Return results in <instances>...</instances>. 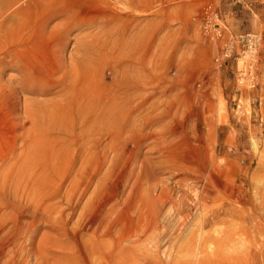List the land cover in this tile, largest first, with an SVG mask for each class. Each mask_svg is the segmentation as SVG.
Listing matches in <instances>:
<instances>
[{"label":"rangeland","instance_id":"1","mask_svg":"<svg viewBox=\"0 0 264 264\" xmlns=\"http://www.w3.org/2000/svg\"><path fill=\"white\" fill-rule=\"evenodd\" d=\"M21 1L30 3L27 32L12 31L9 28L11 21L0 25V55L13 50V54L5 56V64L0 66L3 92L0 123L6 120L11 126L10 130H0V165L3 164L0 168V194L3 191L13 194L8 183L11 177L3 182V174L7 166L13 164V160L9 162L12 151L17 155L21 153L20 145L12 147L15 140L13 126L15 123L25 128L29 126L27 121L23 123L25 99L37 110L38 114L33 116L38 118L40 128L50 127L49 134L57 140L76 137V142L70 147L64 162V166H71L66 171L68 175L60 179L58 171L52 169L53 163L47 159L50 151L43 149H35L31 159L18 165L19 173L12 167L13 178L20 179L22 183L27 181L28 187L33 178L35 181L34 203L21 198L19 209L26 216L33 209L38 212L39 207L47 204L69 211L64 193L91 144L86 131L82 130V123L94 115L86 96L90 97V91L95 93L98 90L105 94L108 85L118 76L117 72L126 69L127 60H133V63L129 62L130 67L138 69L144 58L150 81L145 93H151V100L158 102L156 108L150 109L151 121L145 131L159 132L163 129L165 138L162 140L167 148L173 149L172 154L167 152L165 145L162 151L150 150L156 143L147 139L142 141L139 149L142 151L137 155L138 160L146 158L157 168L156 173L146 168L145 177H148V172L155 173L154 178L159 177L165 185L164 196L167 198L158 221L160 233L162 230L164 264L198 263L204 252L197 253V246L209 245L207 252H211L210 244L216 237L223 243L217 248L212 246L219 257L213 264H264V229L259 230V222L264 225V0ZM107 4L108 8L105 7ZM97 12H103L107 17L98 19L99 15H96L93 23L79 27L80 17H91ZM67 14L69 20L65 21ZM208 19L210 27L206 24ZM100 23L115 27L116 32L110 35L100 32L99 37H95ZM214 24L220 26L219 36L215 35ZM246 33L259 34L260 43L254 58L253 83L238 84V71L243 65L239 59L244 44L241 36ZM119 36L118 43L116 39ZM76 39L88 43L92 40L93 47H89L85 55L91 61L85 65L84 73L80 74L77 85L67 97L69 103L58 104L61 95L58 86L37 93L22 90L16 84L27 67L34 76H39L55 69L57 62H69V56L75 51ZM228 45L231 53L225 56L223 51ZM89 52L93 53L89 55ZM58 73L54 72V77ZM54 77L50 82H54ZM80 88L83 89L81 103L78 101L79 97L82 99L78 93ZM46 107L50 112L45 111ZM135 114L142 120L140 114ZM140 119L138 123H142ZM107 142L106 137L101 139L100 147L105 157L100 172L93 177L78 201L77 193L68 206L73 209V216L67 223L69 227L77 222L84 206L78 225L81 222L87 224L88 217L95 213L91 210L96 203L105 212L114 202L117 209L121 207L126 214L133 211L126 208L128 202L123 203L129 191L126 182L115 176L117 168L114 162L124 156L123 146L110 148ZM131 149L128 146L126 152ZM169 155L171 157L166 158ZM159 162H163L166 169H159ZM177 175L183 176L185 181ZM100 177L104 184L101 197L96 191ZM207 181L210 185L206 184ZM142 185L149 192V183L143 182ZM215 185L222 188L218 191L213 188ZM206 188L210 196L206 195ZM56 192L58 195L55 197ZM203 194L206 195L205 207L195 203ZM222 206L233 211L224 215L220 212ZM185 208L188 209L184 211ZM130 212L128 215L134 219L135 211L134 214ZM35 225V243L43 231L54 232L56 228L45 226L38 218ZM100 230L103 232L105 228ZM118 231L114 229L112 232L115 239L121 235ZM154 234V239L148 237L144 244L137 242L135 248L130 240L118 243L116 248L121 254L117 256V264H142L146 253L155 247V237L158 240ZM134 255L137 257L133 258Z\"/></svg>","mask_w":264,"mask_h":264},{"label":"bare ground","instance_id":"2","mask_svg":"<svg viewBox=\"0 0 264 264\" xmlns=\"http://www.w3.org/2000/svg\"><path fill=\"white\" fill-rule=\"evenodd\" d=\"M29 5V1L0 0V25L11 21L9 28L12 31L15 33L17 31L22 33L27 32V14L29 13ZM105 7L108 8L109 4H107ZM96 15H99L98 19L101 17H107V15L103 12L94 13L91 15V17L83 15L78 20L79 27L85 23H93V17H96ZM68 20L69 15L67 14L65 16V21ZM100 25L101 27L99 32L94 34V36L97 38L99 37L100 32H104L105 34H112L113 32H116L115 27L109 28L106 25L103 26L101 23ZM66 34L67 33L65 32V35H63L64 40L66 38ZM119 38L121 37H117V42ZM89 44L91 45L89 46ZM74 47L75 51H71L72 53L69 56V62H57V67L55 69L45 71L44 74H40L39 76H34L31 70H28L30 68L27 67V70L23 71V76H21L20 80L16 81V84L20 86L22 90L28 89L29 92L35 91L37 93H44L48 89L58 86V92L61 93L58 104L62 102L69 103L67 100L68 95L77 85L80 74L84 73L83 69H85V65L91 61L86 59L85 55L89 51V47H93V41L91 40L88 43L84 42L82 39H76ZM8 53L13 54V50L11 52L4 51L0 55V66L5 64V56L8 55ZM90 53L93 52H89V55ZM129 62L133 63V60H127L125 64L126 69H122L117 72L118 76L115 77L116 79L108 85V91L103 94L104 97H102V91L100 90L95 93L90 91L89 93L91 96H86L87 99H89L87 103L93 108L94 115H92L89 120L82 123V130L84 129L86 131L85 134L88 137V140L91 141V144L87 148L88 152L86 156L81 161L82 164L70 177L66 191L63 193L65 201L67 202L68 206H70L73 202V199L77 197V193L79 195L78 198H76L78 201V199L86 192L87 185L101 170V164L103 163L105 156L102 153L103 148L100 147V144L101 139L106 137V139H108L107 144L110 148L114 147L116 149L117 147L120 148L123 146L124 156L118 159L119 162H114L116 163L114 166L117 168L115 176H120L121 182L125 181L126 187L129 188L128 194L126 195V198H124L123 203L128 202L126 208L135 211V218L133 219L130 217V215H128L130 211H127L128 213L126 214V210H121V207L120 209H117L118 206L116 207L115 202H112L113 204L107 208L106 212L103 209H100V207L98 208L99 205L97 203L93 204L91 212L94 211L95 213L88 217L86 222L87 224H85V222H81L78 225V221L82 219L84 206L81 212L78 214L77 222H75L74 225H71V227L67 226V223L68 220L73 216V209L69 208L68 206L67 208L69 211H66V208L64 207L58 208L57 206L47 204L43 205L41 208L39 207V213L35 212V209H33V211L30 212L31 214L28 216L22 213V211L19 209L21 198L26 199V201L30 202V204L34 203L35 181L33 178L28 187L27 181L22 183L20 179L13 178L12 167H14L19 173L21 169L18 165L27 162L29 158L31 159L35 155V149H43L46 152L50 151V155L47 159L53 163L52 169L58 171L57 175L60 179L63 175H68L66 171L71 166H64V162L66 156L69 153L70 147L76 142V137L62 138L57 140V137H53L49 134L48 131L50 130V127L40 128L38 118L33 116L34 113L36 115L38 114L37 110H35L34 106L31 105L29 100L27 101L24 99L23 117L25 119L23 123L27 121L29 126L25 128L24 125L21 126L20 123H15L13 126L15 140L12 144V147L14 148L16 145H20L21 153L17 155L13 153L14 151H12L9 162L13 160V164L12 166H7L6 172L3 174V182H7V179L11 177L10 181L8 182L10 185H8L9 189L13 191V194L11 195V193H6L4 191L2 194H0V264H35V260L36 264H117V256L121 254V252L116 248L118 243L122 242L123 240H130L135 248V244L137 242H142L141 244H144L143 242L148 241V237H153L154 233H156L154 235L158 237L157 241L155 237L156 244L155 247L153 246L154 249H150L149 253H146L144 258L142 256L140 258L141 260L143 258L142 264H164L163 249L161 245L163 240L161 237L162 230L160 233V224L158 221L163 215L165 199L167 198L164 196L165 185L164 181L160 180L159 177L156 176L154 178L153 174L156 173L155 170L157 169L155 165L146 158L138 160L137 155H139V153L142 151H139L142 141L147 139L150 141L153 140L156 143L154 146L151 145L152 148L150 147V150H161L164 148V145L167 148V145L162 140L165 138V133L163 129L159 132L148 130L145 131V128L151 121V117L149 115H151L152 112L150 109L156 108L158 102L154 101L153 99L151 100V93H145L150 81L144 58L141 59V64L138 69H132ZM35 65H38V61H35ZM54 72H59L56 77H54ZM53 77L54 82H50V79ZM1 87L2 84L0 82V97L2 98L3 92ZM82 90V88L78 89V93L81 98ZM82 100L83 98L80 99L79 97V103H81ZM32 104L34 105L33 102ZM35 105L37 106L38 104ZM46 109L48 110H45L46 112H50L48 107H46ZM135 113L141 115L143 121L140 119V117L139 119L142 123H138L139 119ZM45 116L50 118L49 114H45ZM19 126H21L20 129ZM1 129L2 131L10 130L11 126L9 127L7 121L4 120L3 124L0 123V130ZM52 131L55 132V129H52ZM79 133H82V131ZM79 136L83 137V134H80ZM114 144H116V146H114ZM128 146H131L132 149L126 152ZM169 147L172 148L171 145ZM167 152L172 154L173 149L167 148ZM163 156L164 153L161 155V157ZM167 157L169 158L171 155L166 156V158ZM1 160L7 162L5 159ZM2 166L3 164L0 165V168ZM136 166H138V170H135ZM157 166L160 167L159 169H166V165L163 162H159ZM146 168H149L153 172L155 171V173L151 174L148 172L146 173L148 174V177H145L147 175L143 173L148 171ZM202 168H204V166ZM157 175H159L158 172ZM177 176L182 177L183 179V176ZM172 178L174 177L172 176ZM187 178H189V176H187ZM183 180L185 181V179ZM143 182L149 183V192L146 191L147 189H144L142 185ZM208 182L209 181H207L206 184H209ZM103 185L102 177H100V180L96 183V191H99L100 197L102 195L101 189ZM177 185H179V183ZM213 188H217L216 190L219 191L222 187L220 188V185H215ZM207 189L208 188H206V195L210 196L211 194L207 192ZM56 191H58V186ZM57 195L58 194L56 192L55 197ZM206 195L203 194L201 197H199V199L197 198V202L195 200V203L197 205L201 204V206L205 207ZM104 198L106 197L104 196ZM102 202L105 203L106 200ZM186 207L188 206L186 205ZM187 209L188 208H185L184 211ZM231 209L230 207L222 206V211L220 210V212H222L224 215L231 214L230 212L233 211ZM132 213L130 212V214ZM36 218H38L40 221L42 220V223H45V226H53V228H56L54 232H49L46 230L43 231L35 243V231L37 230L35 225ZM162 220L163 218L161 221ZM259 225V230L262 231L264 229V225L260 222ZM100 228H105V230L102 232ZM114 229L116 232L119 230L121 233L117 239H115L112 234ZM85 235L88 237H85ZM226 238L230 240V237L226 236ZM152 239H154V237ZM211 243V252H207L209 245L206 247L197 246V253L202 254V252H204V255L202 254V258L199 259L198 263L195 264H213L217 262L219 259L218 253L214 251L213 247L217 248L218 245L223 243V241L219 237H216ZM123 248L125 249L126 247ZM123 248L122 250H124ZM145 250L146 249H144V251ZM144 251L143 253L146 252ZM135 257L137 256L134 255L133 258Z\"/></svg>","mask_w":264,"mask_h":264},{"label":"built area","instance_id":"3","mask_svg":"<svg viewBox=\"0 0 264 264\" xmlns=\"http://www.w3.org/2000/svg\"><path fill=\"white\" fill-rule=\"evenodd\" d=\"M210 20L208 19V22L206 23L208 27H210L209 23ZM215 32H217L215 35L219 36L220 33V26L217 24L213 25ZM241 41L244 42L243 48L240 51L239 59L242 60L243 65L241 69L238 71V77L237 81L238 84H244V83H253V72H254V58L256 55V51L258 48V45L260 43V36L256 33H246L243 36H241ZM230 44V43H229ZM230 45H228V48H226L223 52L225 56H228L231 51L229 48Z\"/></svg>","mask_w":264,"mask_h":264}]
</instances>
